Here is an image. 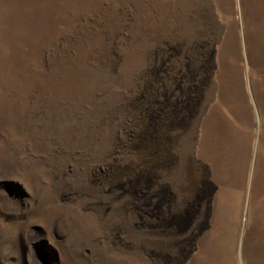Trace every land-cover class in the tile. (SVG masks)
<instances>
[{
  "label": "rangeland",
  "instance_id": "rangeland-1",
  "mask_svg": "<svg viewBox=\"0 0 264 264\" xmlns=\"http://www.w3.org/2000/svg\"><path fill=\"white\" fill-rule=\"evenodd\" d=\"M0 264H264V0H0Z\"/></svg>",
  "mask_w": 264,
  "mask_h": 264
},
{
  "label": "trees",
  "instance_id": "trees-1",
  "mask_svg": "<svg viewBox=\"0 0 264 264\" xmlns=\"http://www.w3.org/2000/svg\"><path fill=\"white\" fill-rule=\"evenodd\" d=\"M208 63H210V67L208 68L209 72L207 75L209 78L210 76L212 77V74H213L212 70L214 69V65H212V64L214 63V60L209 59ZM171 76L169 77V79L173 85V89L170 93L171 95H169V96H171V97L174 96L175 100L170 101L169 98H165V100H164L165 102H157V99L153 100L152 99L153 97H151V95H150V101L151 102L155 101L156 103H154V104H156L158 109H160V110H158V111H155L156 109L154 111L153 110H147L148 116H150V121L145 126V129H143L144 131L142 130L143 133L139 136V144H138L139 146L138 147H140V145H142L143 149L146 152H148V151L151 152L150 154L146 153L147 157H149L150 155L151 156L153 155L155 157V162L158 165L161 162V160H159L160 156H158L159 151H160V142L162 140L161 131H162L163 127H166L167 131L170 132L171 128L173 130V127L178 125V121L180 120V116L183 115V110L186 111V108H183L184 104L186 103V101L184 99L187 97L188 92L193 89V87L195 85L194 82L197 81L196 78L198 77V76L190 77L189 78L190 82L185 84V86H184V85H182V82L184 81L183 74L174 73ZM186 77H187V75H185V78ZM153 82H156V81H153ZM191 85H193L192 88H191ZM198 86H200V85H198ZM164 96H167V94ZM151 104H153V103H151ZM187 112H189L188 109H187ZM162 123H164V124H162ZM163 125H165V126H163Z\"/></svg>",
  "mask_w": 264,
  "mask_h": 264
},
{
  "label": "flooded vegetation",
  "instance_id": "flooded-vegetation-1",
  "mask_svg": "<svg viewBox=\"0 0 264 264\" xmlns=\"http://www.w3.org/2000/svg\"><path fill=\"white\" fill-rule=\"evenodd\" d=\"M145 196H147V195H145V194L142 195V197L146 198ZM157 196H158V194H157V193H154V194H152V195L149 197L148 201H147L146 203H144V207H145L146 209H144L143 207H140V208H139L140 210L143 211L142 213L140 212L139 215L144 214V215H146V216H149L150 218H153L154 213L157 214V205H155V203L153 202V200L156 199ZM153 203H154V204H153ZM155 211H156V212H155ZM140 218L144 219L143 217H140ZM144 222H145V221H144ZM153 227H154V226H152V224H151V226H149V228H153Z\"/></svg>",
  "mask_w": 264,
  "mask_h": 264
}]
</instances>
